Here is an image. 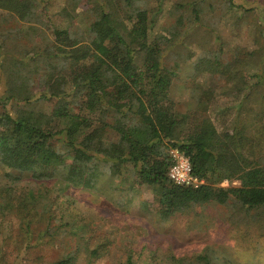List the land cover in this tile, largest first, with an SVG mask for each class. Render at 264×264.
<instances>
[{
    "label": "trees",
    "instance_id": "1",
    "mask_svg": "<svg viewBox=\"0 0 264 264\" xmlns=\"http://www.w3.org/2000/svg\"><path fill=\"white\" fill-rule=\"evenodd\" d=\"M101 1L95 22L84 34L54 28L44 47L12 59L4 69L0 167L8 171L0 178V258L10 247L14 260L21 256V264L37 263L41 257L31 259V252L55 245L58 255L50 264H79L81 259L95 264L102 245L90 247L92 220H78L73 209L57 211L46 183L99 192L102 177L108 178L104 182L108 187L101 189L112 188L116 177L129 167L138 184L153 188L163 217L215 203L238 206L247 214L256 212L255 219L264 225V156L246 135V125L218 131L204 107L202 97L209 93L199 81L204 75L227 83L234 79L237 90L239 82L247 88L244 101L263 105L264 75L255 74L257 81L249 84L251 77L239 65L248 66L254 56L227 60L221 57V49L206 52L209 40H203L198 44L201 52L191 61L195 53H186L189 42L183 41L185 61L191 62L190 92L197 104L195 110L180 113L169 96L176 72L165 62L177 30L152 37L154 22L139 0ZM220 5L229 10L237 7L234 0H222ZM0 8L21 20L34 17L30 0H0ZM192 13L199 20V8ZM171 149L189 158L193 175L204 182L198 189L168 179ZM23 174L29 187L18 186ZM225 180L239 185L220 187ZM13 219L15 227L7 222ZM187 258L171 260L212 264L207 255ZM119 264L134 262L128 256Z\"/></svg>",
    "mask_w": 264,
    "mask_h": 264
},
{
    "label": "rangeland",
    "instance_id": "2",
    "mask_svg": "<svg viewBox=\"0 0 264 264\" xmlns=\"http://www.w3.org/2000/svg\"><path fill=\"white\" fill-rule=\"evenodd\" d=\"M30 1L35 6L32 20H21L15 13L0 8V85L3 89L7 82L4 69L12 59H19L44 47L54 28L84 34L95 22L100 12L99 4L102 3L101 0ZM221 1L137 2L141 7L145 5L152 17V37L158 34L171 35L177 30L178 36L172 42L175 45L166 54L165 62L176 72L169 96L180 113L196 108L197 102L190 92L191 62L185 59L188 51L195 53L191 61L196 58L201 52V45L198 44L203 40H209L206 52H219L221 49V57L227 60L235 55L243 60L247 55H253L255 59L251 61L249 57L248 66L239 64L241 72L251 77L249 84L257 81L255 74L264 75V0H234L237 7L230 10L220 8ZM177 5H183L184 9H177ZM197 7L199 20H195L192 13V9ZM119 15L125 16L123 12ZM180 17H184L182 24L178 22ZM183 41L185 44L189 42L186 53L181 46ZM199 81L209 93L202 97L204 107L218 131H231L240 129L242 124L246 125V135L252 137L250 141L256 142L257 153L264 156V104H248V101H244L243 95L247 88L239 82L240 89L237 90L234 79L227 83L224 79L204 75ZM256 129L263 131L259 133ZM111 139L115 140V137ZM7 171L0 167V178ZM20 180L22 184H18L19 187H29L26 186V175L23 174ZM106 180L108 178H101L99 192L66 188L61 182L46 183L48 193L55 197L57 211L71 213L73 209L78 220H92L90 228L94 237L90 240V247L102 245L95 264H119L126 261L128 256H131L134 264H174L172 257L197 260L201 255H207L212 264H264V225L259 224L258 218L255 219L256 212L247 214L238 206L210 203L163 217L153 188L138 184L130 167L128 172L124 171L116 177L112 188L101 189L108 187L104 183ZM229 185L238 186L239 182L229 184L225 180L220 187ZM245 221L249 222V226ZM7 222H12L14 227L17 225L14 219ZM57 222L54 221L55 224ZM3 232L6 234V229ZM52 248L38 252L35 249L30 258L41 259H36L37 263L28 261L25 264H50L58 255L57 247L54 245ZM7 250L0 258V264H21V256L14 260L15 253L10 247ZM79 264H84V259Z\"/></svg>",
    "mask_w": 264,
    "mask_h": 264
},
{
    "label": "built area",
    "instance_id": "3",
    "mask_svg": "<svg viewBox=\"0 0 264 264\" xmlns=\"http://www.w3.org/2000/svg\"><path fill=\"white\" fill-rule=\"evenodd\" d=\"M169 156L172 159V165L168 169L167 177L171 183L193 189H198L204 184L203 180L193 175L189 158L185 154L178 149H171Z\"/></svg>",
    "mask_w": 264,
    "mask_h": 264
}]
</instances>
